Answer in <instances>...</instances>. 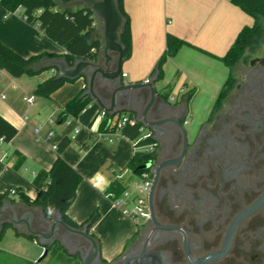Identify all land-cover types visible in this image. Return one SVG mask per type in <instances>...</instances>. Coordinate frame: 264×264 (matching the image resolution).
<instances>
[{
	"label": "crops",
	"instance_id": "1",
	"mask_svg": "<svg viewBox=\"0 0 264 264\" xmlns=\"http://www.w3.org/2000/svg\"><path fill=\"white\" fill-rule=\"evenodd\" d=\"M122 6L128 16L131 34V54L122 64L121 74H125L122 81L135 83L153 75L156 63L165 51L168 34L186 43L166 59L162 78L155 83V89L157 101L174 108L185 104L184 119L188 131L193 133L213 110L231 74V69L221 59L238 33L253 25V18L230 0H122ZM97 26L95 20V31ZM0 44L24 57L44 53L63 56L65 53L37 27L25 23L20 11L7 13L1 6ZM51 74L53 71L13 78L0 70V116L17 130L9 143L0 142V194L9 186L20 188L26 196L34 198L36 191L29 182L39 171L50 167L56 144L64 137L69 138L71 143L61 153V158L81 176V181L66 216L80 224L93 212L97 213L89 231L96 237L100 260L111 262L123 253L139 227L121 208L113 206L106 194L115 174L126 172L124 177L129 176L126 165L140 149L135 147V141L119 134L98 136L99 121H95L91 129L72 116L64 123L56 124L54 119L60 110L81 93L86 83L80 77L63 83L48 98L35 95L37 84ZM97 93L108 101L104 91L98 89ZM164 94H167L165 99ZM30 96L33 102L26 104L24 98ZM118 106L134 108L123 101ZM134 117L136 119L135 114ZM13 150L25 157L18 174L7 167L15 161ZM10 204L24 212H32L33 220L36 215L41 219L38 208H28L18 199ZM46 217L51 218L52 214ZM7 230L15 237L25 239L28 244L17 243L30 253L19 256L4 251L0 245V250L5 253L1 256L20 264H23L21 260L36 263L43 253L37 240L17 236L11 228Z\"/></svg>",
	"mask_w": 264,
	"mask_h": 264
},
{
	"label": "flooded vegetation",
	"instance_id": "2",
	"mask_svg": "<svg viewBox=\"0 0 264 264\" xmlns=\"http://www.w3.org/2000/svg\"><path fill=\"white\" fill-rule=\"evenodd\" d=\"M143 104L133 107L141 111ZM185 112V104L160 101L148 112L149 122L165 121L146 130L156 144L150 187L157 174L149 221L115 260L92 264H122L143 250L158 253L162 264H264V200L254 207L264 196V33L231 68L224 95L193 133L185 128ZM14 211L18 218L24 213ZM5 212L0 222L12 217ZM47 227L37 215L31 223L32 231ZM14 229L26 233L24 225ZM55 238L79 257L88 248L60 228Z\"/></svg>",
	"mask_w": 264,
	"mask_h": 264
},
{
	"label": "trees",
	"instance_id": "3",
	"mask_svg": "<svg viewBox=\"0 0 264 264\" xmlns=\"http://www.w3.org/2000/svg\"><path fill=\"white\" fill-rule=\"evenodd\" d=\"M76 0H0V6L7 13L20 11L21 18L28 25L37 27L47 38L60 46L65 53L63 56L55 54H39L30 57L20 56L8 50L0 44V70L13 78L21 76H38L53 71L49 77L39 82L34 89V94L40 97H49L50 94L69 80L58 78L56 69L50 66L51 62L63 60L68 66H72L76 60L96 61L100 48V38L95 31V19L91 12L84 7H70ZM240 7L246 14L253 18V25L243 28L235 38L233 44L221 59L223 64L231 69L247 50H252L263 36L264 29V0H230ZM118 10L125 23L120 31L119 39L123 46V58L127 60L131 54V34L129 29L128 16L123 10L122 0H117ZM186 45L182 40L168 34L166 36V48L158 59L153 70L157 73V81L162 78V66L167 58L175 55L177 50ZM230 76L227 79L216 103L224 95V89L229 85ZM86 87V85H85ZM74 99L70 100L60 110L54 122L62 124L67 117L76 118L81 125L91 129L98 117V108L93 103L88 94H84L86 88ZM167 94L163 95V99ZM126 115L127 122L117 129L118 118ZM17 130L7 120L0 116V142L9 143L16 135ZM98 133L102 135L119 134L135 141V147L140 148L153 142L151 139H140L141 125L136 121L131 112H117L113 116L105 115L98 124ZM71 140L62 138L55 146V158L47 170L39 171L29 185L36 191L34 198L26 196L20 188L6 186L4 193L0 194V207L4 202L14 203L17 199L28 208L41 209L45 216H50L53 211L59 212L62 221L76 229L84 225L88 227L89 234L96 240L94 234L89 230L97 219V213L90 214L85 221L75 224L66 216V210L71 205L75 197V190L81 181V176L69 166L62 158L61 153L69 147ZM15 161L7 167L15 174L25 162V157L17 150L12 151ZM155 154H145L140 151L135 152L129 159L126 168L137 174L144 170L140 167L145 164H152ZM148 171V169H147ZM124 189L120 180H113L108 187V192L119 193ZM107 192V193H108ZM12 195V197H10ZM51 208V214L48 209ZM9 225H0V241ZM17 236L23 235L15 231ZM24 236V235H23ZM32 240L31 237H26ZM97 242V240H96ZM126 244L124 250L129 245ZM5 255L0 250V256ZM11 258L15 256L9 255ZM49 257L54 264H81L78 254H68L60 242L53 243L48 249L46 256L39 261ZM20 260V259H19ZM23 264H36L31 261L21 260ZM101 262L106 263L104 260Z\"/></svg>",
	"mask_w": 264,
	"mask_h": 264
},
{
	"label": "water",
	"instance_id": "4",
	"mask_svg": "<svg viewBox=\"0 0 264 264\" xmlns=\"http://www.w3.org/2000/svg\"><path fill=\"white\" fill-rule=\"evenodd\" d=\"M70 7H84L87 8L92 17L98 22L96 32L100 36L101 46L97 55L96 61L76 60L72 66H68L63 60H56L50 63V66L56 69L58 78H64L69 81L76 80L80 77L84 78L86 89L84 94H88L93 103L97 106L98 110L103 111L109 116H113L117 112H131L135 114L136 121L141 125L142 130L151 131V127L164 123L149 122L147 120L148 112L153 108L155 102L158 100L155 83L157 82V73L155 72L151 77L146 80L128 83L122 81L121 71L123 58V46L120 43V31L124 26V19L121 16L117 0H76L70 4ZM100 89L108 94V101H104L97 90ZM130 103L134 106L137 102H144L141 111L126 108H119V102ZM164 105L170 107L163 102ZM177 126L183 137L186 131L183 126L176 121ZM162 166V165H161ZM157 169V173L160 167ZM150 164H145L140 167V170H147ZM155 179L148 192V209H151V197ZM264 200V196L254 205L258 207ZM16 206L10 204L8 201L4 202L0 207V216L6 214V210L10 209L12 213L11 218H7L0 222V225L21 226L24 225L26 233H21L26 237H31L37 240V243L43 248V253L37 260L36 264L42 260L46 254L47 249L55 242H60L55 238L58 228L62 229L66 234L73 237L82 239L88 246L85 249V254L81 255L82 264L101 263L99 258V249L96 240L89 234L88 227L84 225L80 229L72 228L66 225L57 211L52 212V217H46L41 209L38 213L41 215V220L44 221L48 227L47 231H32L31 223L33 221V213L30 211L24 212L19 218L17 217L14 209ZM151 220L154 218L151 215ZM14 227L12 228L13 230ZM164 229H172L165 227ZM20 233V232H18ZM62 245V243L60 242ZM228 249V244L222 248V253ZM221 253V254H222ZM123 258H118L121 261ZM137 263H133V261ZM207 259H202L194 264H206ZM122 264H162L160 255L158 253H145L143 250L139 255L131 258H124Z\"/></svg>",
	"mask_w": 264,
	"mask_h": 264
},
{
	"label": "built area",
	"instance_id": "5",
	"mask_svg": "<svg viewBox=\"0 0 264 264\" xmlns=\"http://www.w3.org/2000/svg\"><path fill=\"white\" fill-rule=\"evenodd\" d=\"M121 77H125V74H121ZM26 104L33 102V97H25ZM106 114L103 111L98 110V117L96 121H100ZM117 129H120L126 122V115L117 117ZM141 132H143L141 128ZM98 136L102 134L97 133ZM51 137V134L49 135ZM141 139H151V136L144 133ZM142 153L153 154L156 148L155 142H150L141 147ZM113 172L115 170H112ZM126 172L115 174L114 180H120L124 186V189L119 193L109 191L106 196L113 206L121 208L123 213L127 215L138 227L145 225L149 221V209H148V192L151 184V174L149 171L144 170L140 173L134 174L128 171L129 176L124 177Z\"/></svg>",
	"mask_w": 264,
	"mask_h": 264
},
{
	"label": "rangeland",
	"instance_id": "6",
	"mask_svg": "<svg viewBox=\"0 0 264 264\" xmlns=\"http://www.w3.org/2000/svg\"><path fill=\"white\" fill-rule=\"evenodd\" d=\"M186 130L188 131L189 130V126H186L185 127ZM144 136V132H141L140 133V139ZM140 150L138 151H141V147L139 148ZM140 228V227H139ZM10 230V229H9ZM9 230H6L5 234H4V237L2 239V242H1V248L6 251V252H12V253H16V254H19L20 255H27L30 253V251L23 247V246H20V244H18L17 242H25L27 243V241L25 239H21V238H17L15 237L14 235H12V233H10ZM21 234V233H20ZM19 240V241H18ZM28 244V243H27ZM35 248H38L37 246L34 245ZM68 254H73V251L72 250H69L67 251ZM40 257H38L37 259H39ZM49 257L45 258L41 264H54L50 259H48ZM0 264H20L18 263L17 261H13L12 259H9V258H5L4 256H0Z\"/></svg>",
	"mask_w": 264,
	"mask_h": 264
},
{
	"label": "clouds",
	"instance_id": "7",
	"mask_svg": "<svg viewBox=\"0 0 264 264\" xmlns=\"http://www.w3.org/2000/svg\"><path fill=\"white\" fill-rule=\"evenodd\" d=\"M48 211H49V214H51V211H52V209H51V208H49V209H48Z\"/></svg>",
	"mask_w": 264,
	"mask_h": 264
}]
</instances>
